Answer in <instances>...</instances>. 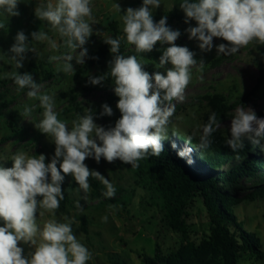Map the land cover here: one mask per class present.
<instances>
[{
  "label": "clouds",
  "instance_id": "clouds-1",
  "mask_svg": "<svg viewBox=\"0 0 264 264\" xmlns=\"http://www.w3.org/2000/svg\"><path fill=\"white\" fill-rule=\"evenodd\" d=\"M90 2L56 0L55 4L38 5L35 9V16L50 24L70 50L62 57L49 58L51 61L62 59V71L65 73L75 71L71 63L73 59L82 65L88 55L84 45L92 35V23L89 21L94 19ZM17 5L18 0H0V11L7 16H18ZM159 6L160 0H143L139 8H127L121 19L126 40L135 46L137 52H151L157 42L170 45L163 50L158 63V68L171 65L166 74L156 72L150 75L136 56L118 54L119 39L104 40L114 54L110 61V76L114 78V92L119 97L116 107L121 113L114 127L106 129L97 125L93 111L87 109V113L74 120L69 128L58 119L54 97L41 94L42 86L35 82L31 73L7 74L18 90L28 89L29 98L39 99L40 107L44 109L43 119L35 126L53 138L55 154L51 162L46 163L43 154L29 156L18 152L11 158V167L0 165V221H3V226H0V264H87L91 253L77 240L71 223L50 220L41 229L36 222L38 209L52 211L59 208L64 199L61 183L68 174L85 193L90 188L89 177L94 176L105 185L106 197L115 195V188L109 180L84 163L89 157L97 163L101 158L109 163L120 160L137 168L138 161L150 156L159 157L164 152L162 142L168 138V125L174 112L170 102L183 100L184 90L191 79V68L198 62L188 47L176 45L181 33L167 26L166 16L154 22L151 9ZM115 8L121 12L119 4H115ZM180 8L185 14V23L196 21L197 26H190L185 31L190 40L199 42L201 51L212 50L214 37L227 42L216 46L217 54H235L254 41L264 45V0H182ZM31 37L35 41L47 40L52 49L58 47L47 33L32 32ZM14 41L9 51L15 67L20 69L26 53L31 51L29 39L19 31ZM199 65L203 68V60ZM105 79L104 75L89 76L88 83L96 86ZM30 112L31 109L26 107L23 115ZM105 115H113L107 104L102 105L100 112L101 117ZM216 123V114L212 113L208 123L202 127L197 145L201 151L210 147ZM244 139L254 145L264 142V119L258 118L251 108L237 107L226 145L237 152L244 148ZM191 140L189 136L185 147L177 152V157L185 159L188 164L194 163L193 148L188 146ZM172 148H176L175 143ZM102 219L106 222L107 216ZM21 241L34 247L30 257L23 255V249L18 246Z\"/></svg>",
  "mask_w": 264,
  "mask_h": 264
},
{
  "label": "rangeland",
  "instance_id": "rangeland-1",
  "mask_svg": "<svg viewBox=\"0 0 264 264\" xmlns=\"http://www.w3.org/2000/svg\"><path fill=\"white\" fill-rule=\"evenodd\" d=\"M181 2L182 0H160V6L151 9L154 22H159L166 16L167 26L180 31L176 45L188 47L195 53L194 58L198 62L191 68V79L184 90L183 100L170 102V106H174V112L170 117L168 132L201 136L204 117L210 111L206 97L213 95H221L227 105L233 106L214 125L224 136H230L231 119L237 107L251 108L258 118L264 119V83L257 87L259 65L264 62V45L254 41L240 48L235 54H217L216 46L227 42L214 37L212 50L201 51L196 39L190 40L188 35L183 34V29L194 20L185 23V14L180 8ZM48 3L55 4L56 0H18V16H7L0 11V82L4 84L0 87V165L4 167L12 166L11 158L18 152L27 153L29 156L43 154L46 158H53L55 154L53 138L35 126L43 119L44 109L40 107L39 99L29 98L28 89L18 90V86L7 74L31 73L35 82L42 86L41 94L54 97V110L58 119L65 122L69 128L74 120L87 113V109L93 111L94 122L106 129L114 127L121 117L116 107L119 97L114 92V78L110 76L113 53L108 54L104 66L94 65L84 74L78 73L83 64H77L75 59L71 61L75 71L68 73L62 71V59H49L52 56L67 55L70 50L64 46L63 39L50 24L35 16L36 7ZM142 3L143 0H91L90 7L94 19L89 21L92 23V35L84 45L88 49L85 60L105 43L104 40L119 39L121 55L136 56L150 75L156 72L166 74V69L171 65L158 68V63L163 50L170 45L157 42L151 52L139 53L135 46L126 40L121 17L127 8L136 9ZM115 4L120 5L121 12L115 8ZM19 31L28 36L31 51L26 53L23 67L17 69L9 50ZM38 31L47 33L48 37L57 43V49H52L47 40H32L31 33ZM79 51L80 49H77V52ZM201 60L204 62L203 68L199 65ZM102 75L106 79L100 85L93 86L88 83L89 76ZM253 90L254 99L244 105L243 99ZM104 104L112 108V116H100ZM26 107L31 109L27 116L23 115ZM97 143L100 141L97 140ZM192 158L193 167L198 168L202 175H216L215 171L201 165L194 151ZM60 161L62 162V158ZM84 163L90 170L97 171L108 179L113 187H120L126 205L119 204L116 208L106 204L100 205L99 200L91 198L90 190L85 193L78 186L69 191L70 203H67L66 211L38 209L36 222L41 229L50 220L70 222L77 240L91 253L87 264H112L109 254L122 264H143L141 254L153 257L158 251L169 254L179 248L182 242L180 234L170 230L165 223L162 203L152 197L150 191L134 182L132 174L122 161L109 163L101 158L97 163L89 157ZM231 167L226 165L216 171L226 172ZM67 176L69 179L72 177L71 174ZM240 182L243 188L232 193L237 198H242L251 189L264 185V177L252 183H248V179H242ZM118 194L115 193L114 196ZM189 212L192 215L188 229L190 239L199 243L209 234V221L202 198H196ZM234 214L238 221L244 223L245 231L255 234L259 251L263 254L262 259L256 256L245 257L239 264H264V196L254 200L242 199L234 207ZM105 216L106 222L102 219ZM0 226H3V221H0ZM18 246L23 249L25 257H30L34 251L33 246L22 241Z\"/></svg>",
  "mask_w": 264,
  "mask_h": 264
},
{
  "label": "trees",
  "instance_id": "trees-1",
  "mask_svg": "<svg viewBox=\"0 0 264 264\" xmlns=\"http://www.w3.org/2000/svg\"><path fill=\"white\" fill-rule=\"evenodd\" d=\"M197 26L196 21L183 29V34L188 27ZM110 46L103 43L97 51L93 52L86 60L78 73H86L94 65L104 66L106 64ZM121 55V48L119 53ZM260 75L257 87L264 83V62L259 65ZM4 85L0 82V87ZM256 90V89H255ZM255 90L246 96L242 103L248 105L255 97ZM210 111L204 117V125L208 123L212 113L216 114L217 120L227 114L229 106L221 95L207 96ZM215 128V127H214ZM175 133V135H173ZM191 136L189 147L200 161L201 165L216 172V175L204 176L199 169L192 164L186 163L185 159L177 157V152L185 147L188 137ZM200 136L193 134L182 135L176 131H169L168 138L164 144V152L159 157L138 161V167L132 168L125 164L132 174L134 182L152 194L162 203L163 216L168 228L180 234L181 245L169 254L158 251L153 257L141 254L143 264H239L245 257H258L262 259L263 254L258 248V239L255 234L245 231L244 223L238 221L234 214V207L242 199L254 200L264 196V185L248 191L242 198L232 195L233 192L241 190L242 179H248V183L261 180L264 177V142L254 145L250 140L244 139V148L233 152L226 141L230 136H224L215 129L210 140L209 148L201 151L197 148ZM175 143L176 148H172ZM239 157V158H238ZM50 157L45 162H51ZM231 165L226 172L216 171L220 167ZM59 168V164L57 163ZM64 175L63 173H61ZM50 180V174H49ZM90 194L92 199L99 200V204L118 207L119 204L126 205L123 190L114 187L118 196L108 198L104 195L107 191L101 180L90 176ZM79 185L73 177L70 179L65 175L61 183L64 199L60 202L58 209L66 211L69 202V191ZM122 191V192H121ZM202 198L209 221V234L199 243L193 242L189 235L190 207L196 198ZM40 199V197H38ZM72 204V203H71ZM112 264H122L116 257L109 254Z\"/></svg>",
  "mask_w": 264,
  "mask_h": 264
}]
</instances>
